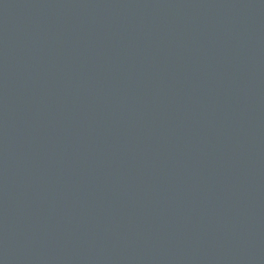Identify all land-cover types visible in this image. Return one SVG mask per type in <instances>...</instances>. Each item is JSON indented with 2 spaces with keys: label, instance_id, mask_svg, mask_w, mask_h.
Masks as SVG:
<instances>
[{
  "label": "water",
  "instance_id": "1",
  "mask_svg": "<svg viewBox=\"0 0 264 264\" xmlns=\"http://www.w3.org/2000/svg\"><path fill=\"white\" fill-rule=\"evenodd\" d=\"M0 264H264V0H0Z\"/></svg>",
  "mask_w": 264,
  "mask_h": 264
}]
</instances>
